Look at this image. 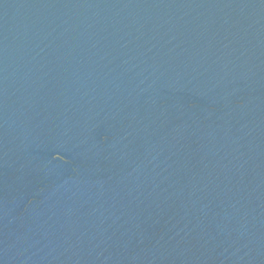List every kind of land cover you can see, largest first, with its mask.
Here are the masks:
<instances>
[{
  "label": "water",
  "instance_id": "95a60500",
  "mask_svg": "<svg viewBox=\"0 0 264 264\" xmlns=\"http://www.w3.org/2000/svg\"><path fill=\"white\" fill-rule=\"evenodd\" d=\"M0 264H264V0H0Z\"/></svg>",
  "mask_w": 264,
  "mask_h": 264
}]
</instances>
